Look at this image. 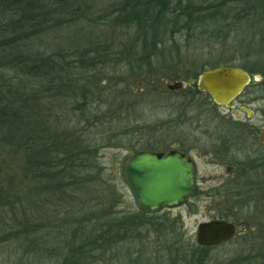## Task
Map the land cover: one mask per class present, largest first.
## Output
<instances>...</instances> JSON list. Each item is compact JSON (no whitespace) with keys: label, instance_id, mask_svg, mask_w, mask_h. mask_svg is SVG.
I'll use <instances>...</instances> for the list:
<instances>
[{"label":"rangeland","instance_id":"rangeland-1","mask_svg":"<svg viewBox=\"0 0 264 264\" xmlns=\"http://www.w3.org/2000/svg\"><path fill=\"white\" fill-rule=\"evenodd\" d=\"M210 1L215 0L202 3L208 6ZM230 1L229 19L224 12L220 13L219 26L208 21V29L214 34L211 43L195 36L192 30L198 23H193L189 35L186 31L176 34L178 47L172 49L166 44L146 61L125 57L116 45L113 50L106 46L114 36L118 41L136 35L130 27L115 33L105 26L81 32L74 24L33 40L38 55L63 52L78 68L70 91L78 94L67 95L68 99L51 94L45 99L43 112L38 111V124L45 128L39 137L49 145L52 135L73 148L80 145L82 152L90 154L84 167L94 168H88L84 187L76 186L81 191L65 188L56 193L46 185L48 182L36 189L40 187L37 181L26 178L24 169L20 171L8 156L3 157L9 162L3 164L8 166L9 176L3 177L0 169V264H133L134 259L136 262L144 256H199L210 258L211 264H264V229L251 233L253 237L247 240L249 232L242 225L240 235L228 244L204 249L196 244L199 223L215 218L219 210L214 203L222 204L218 198L209 203L204 199L206 193L233 194L227 202V215H233L237 223H264V21L251 22L257 25L254 28L236 24L245 8L238 0ZM114 3L98 0L91 17L99 19L100 13L113 5L116 12L121 4ZM10 16V10L0 4V41ZM115 18L116 13L109 22ZM169 18L167 21L174 19ZM250 43L251 51L246 48ZM101 46L107 47L100 50L103 56L107 52V61L92 56ZM12 65L0 61L1 81L12 77L3 70ZM225 66L242 68L252 77L234 103L235 110L215 107L193 81L200 70ZM11 73L14 76L15 72ZM176 82H182L183 87L169 91L167 85ZM82 92L85 94L78 97ZM241 106L252 110L253 117L238 110ZM195 126H204L206 137L195 134ZM177 135H190L196 146L212 151L221 150L230 138L233 144L229 154L234 158L224 162L220 156L219 166H200L207 180L200 186L204 194L197 199L200 208L196 211L188 206L171 213L173 218L182 215L184 226L173 221L177 219L170 220V212L153 216L154 223L149 224L143 221L124 168L131 157L168 146ZM230 162L238 165L236 182L225 185L222 178L226 177V166H233ZM158 220L165 223L162 229ZM22 228L28 236L21 233ZM37 233L43 236L37 239ZM85 243H96L97 258L85 260L89 255L83 252ZM42 247L49 249L45 258L39 255Z\"/></svg>","mask_w":264,"mask_h":264},{"label":"trees","instance_id":"trees-1","mask_svg":"<svg viewBox=\"0 0 264 264\" xmlns=\"http://www.w3.org/2000/svg\"><path fill=\"white\" fill-rule=\"evenodd\" d=\"M97 1L0 0L2 7L8 8L11 15L0 41V61L7 62L8 65L13 64L12 68H3L12 77L9 80H0V169L4 172L3 177L9 176L8 166L3 165L9 163L3 160L5 155L20 171L24 169L26 178L34 179L39 183L40 187L36 189L44 188V184L48 182L46 185L55 189L56 193L63 192L61 189L65 188L81 191V188L78 189L76 186L84 187L88 168H94L84 167L89 161L90 154L88 151L82 152L80 145L73 148L66 141L59 142L53 135L49 145L43 143L39 137L45 132V128H40L38 124L40 117L38 111L43 112L45 99L51 94H56V97L61 99H68L67 95L70 94H78L70 93L74 85L73 77L75 78L78 68L63 52L50 56L38 55L37 50H34L37 48L33 46L35 38L42 37L57 28L74 24L81 32L86 28L88 32L91 29L98 31L101 26H105V28L110 27L115 33L126 30L122 27H130L135 29L136 35L130 34L131 36L128 38L126 36L125 40L118 39V41L114 36L106 46H110L113 50V45H116L121 48L125 57L141 58L146 61L150 55L155 56L159 49L167 47L166 44L172 49L178 47L175 39L179 35L178 32L186 31L189 35L193 23H198L195 30H192L195 31V36L198 35L199 39L202 37L203 42L211 43L214 34L208 29L210 21L219 26L220 13L224 12L225 18H230L228 12L230 0L210 1L208 6L203 4L202 0H115V3L119 2L121 5L114 12L115 22H109L114 16V5L109 8L110 10L102 11L99 19L96 18L97 16L91 17L95 13L93 8L96 7ZM238 1L245 8V12L241 15V21L236 24L252 25L254 28L257 25L251 22L264 21V0ZM178 12L180 15L175 17V13ZM195 14L197 17L193 19ZM169 16H173L174 19L167 21L170 19ZM184 16L185 21L182 20ZM246 45L244 47L251 51L252 43ZM102 47L104 46L92 56L94 59L107 61V52L104 54L105 57L100 53V50L107 47ZM11 71L15 72L14 76ZM201 73L200 70L196 77L193 76L195 85ZM82 94L85 92L78 97L83 96ZM2 166L6 167V170ZM140 214L143 215L142 212ZM21 233L28 236L29 232L22 228ZM37 235H39L37 239L43 236L42 233ZM252 237L249 232L247 240ZM23 238L21 241L25 242L27 238ZM84 249V253H89L85 260L97 258L96 243L86 244ZM48 252L47 247H42L39 255L45 258ZM259 256L255 254L256 258Z\"/></svg>","mask_w":264,"mask_h":264},{"label":"water","instance_id":"water-1","mask_svg":"<svg viewBox=\"0 0 264 264\" xmlns=\"http://www.w3.org/2000/svg\"><path fill=\"white\" fill-rule=\"evenodd\" d=\"M251 82L252 77L247 71L225 66L202 72L197 80V88L217 106L232 110ZM191 83L187 82L188 85ZM182 87V82L167 85L169 91ZM238 110L248 118L254 115L252 110L244 106ZM124 174L138 209L147 214L159 213L165 207L178 208L197 193L194 165L178 154L139 153L128 159ZM236 236L233 224L212 221L199 225L196 242L203 247L218 246Z\"/></svg>","mask_w":264,"mask_h":264},{"label":"flooded vegetation","instance_id":"flooded-vegetation-1","mask_svg":"<svg viewBox=\"0 0 264 264\" xmlns=\"http://www.w3.org/2000/svg\"><path fill=\"white\" fill-rule=\"evenodd\" d=\"M214 103V102H213ZM215 107L218 108H222V109H226L220 106H217L214 103ZM236 109V108H235ZM232 109V110H235ZM196 129V130H195ZM193 131L195 132V134L199 135V136H205L206 134V128L204 126H195ZM206 137V136H205ZM192 137L190 135L188 136H184L183 138H179V136L177 135L170 143V145L166 146H160L158 149H149V150H145L142 151L140 153L143 152H149V153H154V154H158V155H164V154H178L180 157L187 159L189 162H191L194 165L195 168V175H194V181L195 184L197 185V193L195 195V197L186 200L185 203L183 205H181L178 208L175 209H171L168 207H165L161 212H170L169 216H170V220L173 219H177V220H173L176 221L175 223H182L181 225L184 226L183 224V220H182V215L181 216H177L176 218H173V215L171 214L172 211H177V210H181V208L184 207H188L191 206L193 208H195V210L200 208L199 205V201L197 200L200 196L204 195L203 193H201L200 190V186L201 184H204L205 182H207L206 178L204 176H202L201 173V165L204 164L205 166H210V165H215V166H219V159L220 156L222 158H224V162H227L229 160H232L234 157L233 154L232 156L229 154L230 150L229 147L232 146L233 142L232 140L229 138L228 141H224V139L222 141H224L225 145L222 147V149L219 151L214 150L211 148L207 149L205 147H198L196 146V141H193L191 139ZM223 143V144H224ZM233 161V160H232ZM231 165L233 166H226V177L222 178V183L223 184H227V183H233L236 182V174H235V170H238V165L234 162H230ZM229 163V164H230ZM228 177V178H227ZM231 180V181H230ZM225 189L227 190V186H225ZM204 196V199L209 201H215V199H219L222 201V204H216L215 208L217 207V211L218 215L215 218H209L207 219V221L204 222H200L199 225L203 224V223H207V222H212V221H226L228 223L233 224L236 227V231H237V236L233 239H231L230 241L221 244V245H225L230 243L231 241H233L234 239H236L240 233L238 232V228L242 225H244L246 227L245 231L250 232V234H256L261 232L264 229V223L259 225V222H256L258 225H253L251 224V221H240L239 223H237L236 219L234 217H232L233 215H227V211H228V207H227V202L228 199L230 197L233 196V194L228 193L226 191L222 192V193H206ZM210 203V202H209ZM196 210V211H197ZM141 213V211H140ZM144 215V219L143 221L147 222V223H154V217L159 213H155V214H147L142 212ZM177 215H180L177 214ZM254 222V221H253ZM157 223L159 224V229H162L165 226V223L162 220H158ZM198 225V227H199ZM197 227V230H198ZM197 234V233H196ZM253 236V235H252ZM197 244V243H196ZM221 245L218 246H210V247H203L200 246L201 249L204 248H215V247H219ZM199 246V245H198ZM133 264H211V259L210 258H203V257H199V256H190V257H185V256H178V257H163V256H144V257H140L136 259H134Z\"/></svg>","mask_w":264,"mask_h":264}]
</instances>
